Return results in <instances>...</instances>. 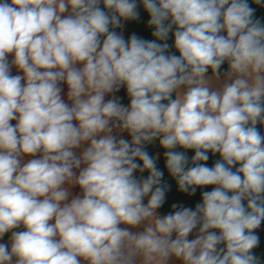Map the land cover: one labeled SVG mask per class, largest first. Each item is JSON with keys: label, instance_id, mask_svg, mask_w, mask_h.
<instances>
[{"label": "clouds", "instance_id": "9594fccd", "mask_svg": "<svg viewBox=\"0 0 264 264\" xmlns=\"http://www.w3.org/2000/svg\"><path fill=\"white\" fill-rule=\"evenodd\" d=\"M252 4L0 0V264H264Z\"/></svg>", "mask_w": 264, "mask_h": 264}, {"label": "trees", "instance_id": "16d2710c", "mask_svg": "<svg viewBox=\"0 0 264 264\" xmlns=\"http://www.w3.org/2000/svg\"><path fill=\"white\" fill-rule=\"evenodd\" d=\"M250 3H251V0H250ZM252 7L257 9L256 16L258 18H264V9H261L260 7L254 5V4H252ZM146 20H147V17L142 14V19L139 23L129 22L127 24V27H126L125 35L126 36L130 35L133 31H135L137 33V35H139L145 39L151 38L149 33L147 31H145V29L143 27V25L146 23ZM224 67H226V65ZM149 151L151 153L152 149L149 148ZM189 155H191V153H189ZM214 159H215V157L210 159L209 164H211ZM160 166L163 167V161L160 162ZM165 175L167 177V173ZM198 198H199V194H197V197L189 199L185 194L179 193L176 190L175 186L173 185L170 193L168 194V203L165 205V208L163 209V211L167 212L169 210L171 203H175V202H182L186 206H193L194 203L196 202V200H198ZM260 234H261V248L258 249L257 251L258 252H264V231H261Z\"/></svg>", "mask_w": 264, "mask_h": 264}, {"label": "rangeland", "instance_id": "374dc122", "mask_svg": "<svg viewBox=\"0 0 264 264\" xmlns=\"http://www.w3.org/2000/svg\"><path fill=\"white\" fill-rule=\"evenodd\" d=\"M13 74H15V69H13ZM66 90V89H65Z\"/></svg>", "mask_w": 264, "mask_h": 264}]
</instances>
